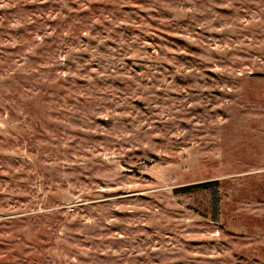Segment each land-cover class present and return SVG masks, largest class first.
Masks as SVG:
<instances>
[{
    "label": "rangeland",
    "instance_id": "obj_1",
    "mask_svg": "<svg viewBox=\"0 0 264 264\" xmlns=\"http://www.w3.org/2000/svg\"><path fill=\"white\" fill-rule=\"evenodd\" d=\"M0 264H264V0H0Z\"/></svg>",
    "mask_w": 264,
    "mask_h": 264
},
{
    "label": "trees",
    "instance_id": "obj_2",
    "mask_svg": "<svg viewBox=\"0 0 264 264\" xmlns=\"http://www.w3.org/2000/svg\"><path fill=\"white\" fill-rule=\"evenodd\" d=\"M201 189H209L214 195V212L218 215L220 209V186L218 181H208L198 184H192L183 186L177 189V191L190 193Z\"/></svg>",
    "mask_w": 264,
    "mask_h": 264
}]
</instances>
